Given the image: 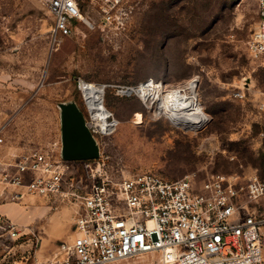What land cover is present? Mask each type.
Instances as JSON below:
<instances>
[{"label": "rangeland", "instance_id": "1", "mask_svg": "<svg viewBox=\"0 0 264 264\" xmlns=\"http://www.w3.org/2000/svg\"><path fill=\"white\" fill-rule=\"evenodd\" d=\"M125 7L122 26L108 29L85 3L91 25L79 23L77 32L52 50L47 0H0L5 152L61 142L63 104H77L94 126L80 89L85 80L105 85L108 120L115 124L96 137L99 157H108L112 173L151 171L170 179L223 173L241 183L264 175V60L248 51V38L261 20L258 0H127ZM148 80L190 94L207 121L184 128L157 113L156 104L148 108L139 94L124 91ZM0 207H9L8 213L0 211L23 231L17 239L0 240L5 263L34 264L79 234V202L25 195L0 198ZM111 264H159V257Z\"/></svg>", "mask_w": 264, "mask_h": 264}, {"label": "built area", "instance_id": "2", "mask_svg": "<svg viewBox=\"0 0 264 264\" xmlns=\"http://www.w3.org/2000/svg\"><path fill=\"white\" fill-rule=\"evenodd\" d=\"M126 1L47 0L52 50L76 33L79 23L91 25L85 3L105 28L114 29L124 23ZM258 3L261 20L248 38V51L264 60V0ZM87 125L95 136L101 132L91 121ZM5 146L0 127V198L32 195L79 202V234L73 243L63 241L53 257L34 264H111L153 253L159 264H264V175L246 183L223 173L203 179L194 174L170 179L151 171L116 175L108 157L64 158L61 142L24 153L5 152ZM21 235V227L0 211V240ZM0 264L27 263H5L0 256Z\"/></svg>", "mask_w": 264, "mask_h": 264}, {"label": "bare ground", "instance_id": "3", "mask_svg": "<svg viewBox=\"0 0 264 264\" xmlns=\"http://www.w3.org/2000/svg\"><path fill=\"white\" fill-rule=\"evenodd\" d=\"M154 84L155 82L152 80V83L132 86L125 91L126 94L132 92L139 94L148 108H153L156 104L155 111L157 113L169 115L184 128L197 129L207 121V116L198 108L197 102L189 101L192 99L190 94H178L175 89L164 90L161 84ZM195 84L196 79H191L190 88H194ZM80 89L91 113V119L95 123L94 127L101 132L111 131L115 123L108 120L111 112L104 103L105 85L82 80ZM138 118L141 119L140 113H138Z\"/></svg>", "mask_w": 264, "mask_h": 264}, {"label": "water", "instance_id": "4", "mask_svg": "<svg viewBox=\"0 0 264 264\" xmlns=\"http://www.w3.org/2000/svg\"><path fill=\"white\" fill-rule=\"evenodd\" d=\"M100 143L87 125L83 111L75 103L62 106V156L69 160L95 159Z\"/></svg>", "mask_w": 264, "mask_h": 264}, {"label": "crops", "instance_id": "5", "mask_svg": "<svg viewBox=\"0 0 264 264\" xmlns=\"http://www.w3.org/2000/svg\"><path fill=\"white\" fill-rule=\"evenodd\" d=\"M0 209H1V207H0ZM8 209H9V207H5V209H1V210H7L6 212L8 213ZM46 211V210H45ZM3 212V211H2ZM11 216V215H10ZM14 222H16V220H14ZM17 224H18V222H16ZM57 251H56V249L55 250H48L47 252H46V255H45V257H44V259L43 260H47L48 258L50 259L51 258V256L52 255H54V253H56ZM43 260H37V262L39 263V262H41V261H43Z\"/></svg>", "mask_w": 264, "mask_h": 264}]
</instances>
